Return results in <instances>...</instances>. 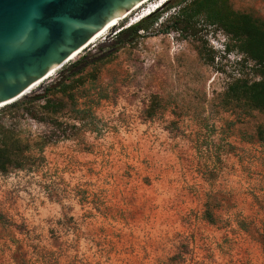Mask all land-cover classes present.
Returning <instances> with one entry per match:
<instances>
[{
	"label": "rangeland",
	"instance_id": "rangeland-1",
	"mask_svg": "<svg viewBox=\"0 0 264 264\" xmlns=\"http://www.w3.org/2000/svg\"><path fill=\"white\" fill-rule=\"evenodd\" d=\"M161 1L27 95L74 81L57 124L3 119L49 143L0 174V264H264V112L226 99L254 63L203 17L180 30V0L116 37ZM230 8L264 27V0Z\"/></svg>",
	"mask_w": 264,
	"mask_h": 264
},
{
	"label": "water",
	"instance_id": "water-1",
	"mask_svg": "<svg viewBox=\"0 0 264 264\" xmlns=\"http://www.w3.org/2000/svg\"><path fill=\"white\" fill-rule=\"evenodd\" d=\"M143 1L0 0V106L26 97Z\"/></svg>",
	"mask_w": 264,
	"mask_h": 264
},
{
	"label": "trees",
	"instance_id": "trees-1",
	"mask_svg": "<svg viewBox=\"0 0 264 264\" xmlns=\"http://www.w3.org/2000/svg\"><path fill=\"white\" fill-rule=\"evenodd\" d=\"M174 0H169L170 3ZM165 4V5H166ZM177 6H184L182 19L179 23L182 25L180 30L188 29L192 21L203 17L211 26L218 27L229 39L234 41L239 51L246 59L254 63V76L258 80L252 81L247 78H240L229 85L226 93V99L234 104H245L251 109L264 112V27L258 20L250 15L238 14L230 8V0H180L169 7L173 9ZM157 11L148 15V17L139 21L135 25H130L126 30H122L116 37L132 36L134 40L140 38L139 34H145L149 30V24L158 20ZM180 28V27H179ZM179 30L177 26L167 30ZM80 63H74L68 70L71 72L76 69ZM65 68V67H63ZM62 73V72H61ZM79 74H71L74 78ZM74 81L68 84H56L47 86L43 89V95L26 96L22 100L7 105L0 109V174H7L15 170H26L31 167L34 161L28 153L37 148L42 151L49 143V137L46 135L32 136L26 135L17 125H8L3 119L8 116L14 120L27 119L39 123H46V115L56 117L62 112L64 103L59 101L58 96H68L73 89ZM34 91V90H33ZM52 93V95H50ZM70 95V96H69ZM43 111V113L41 112ZM56 139L60 136L54 135ZM207 221L213 224V217L207 216ZM260 243L264 250V231L259 235Z\"/></svg>",
	"mask_w": 264,
	"mask_h": 264
},
{
	"label": "bare ground",
	"instance_id": "bare-ground-1",
	"mask_svg": "<svg viewBox=\"0 0 264 264\" xmlns=\"http://www.w3.org/2000/svg\"><path fill=\"white\" fill-rule=\"evenodd\" d=\"M151 0H145V1H143L141 4H139L138 6H136L130 13H127L125 16H123V17H121V18H119V19H117V20H115L113 23H111L108 27H106L104 30H102V31H100L92 40H91V42L86 46V47H84L82 50H80L79 52H77L68 62H67V64L68 63H71V62H74V61H76V60H78V58L80 57V55L83 53V51L86 49V48H88L89 46H91V45H93L94 43H96L100 38H102L105 34H107V33H109L111 30H113L114 28H117L118 26H119V24H120V22H122L124 19H126L128 16H130L133 12H135V11H137L138 9H140L141 7H143L144 5H146L147 3H149ZM165 2H167V0L165 1ZM164 2V3H165ZM157 7H159V4H158V6H156V7H154V9H157ZM153 8V7H152ZM160 8H158L157 10H155V11H158ZM154 11V12H155ZM151 13H153V12H151ZM144 14V13H143ZM146 17H148L147 15H143L141 18H146ZM140 18V19H141ZM140 19H138V20H136V21H139ZM57 71H59V70H57ZM57 71L56 72H54V73H52L48 78H47V80H49V79H51V78H53L54 77V75L57 73ZM43 83V82H42ZM39 85H41V83L40 84H38V85H36V86H34L28 93H30V92H32L33 90H35L37 87H39ZM28 93H26V95H28ZM19 101V100H18ZM7 105H10V104H6V105H4V106H0V109L1 108H3V107H5V106H7Z\"/></svg>",
	"mask_w": 264,
	"mask_h": 264
}]
</instances>
